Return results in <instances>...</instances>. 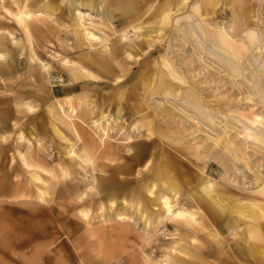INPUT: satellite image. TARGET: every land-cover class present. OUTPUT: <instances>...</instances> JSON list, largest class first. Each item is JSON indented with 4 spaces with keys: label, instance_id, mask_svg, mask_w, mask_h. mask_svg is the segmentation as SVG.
<instances>
[{
    "label": "rangeland",
    "instance_id": "rangeland-1",
    "mask_svg": "<svg viewBox=\"0 0 264 264\" xmlns=\"http://www.w3.org/2000/svg\"><path fill=\"white\" fill-rule=\"evenodd\" d=\"M51 1L62 10L32 16L35 58L30 59L23 31L6 12H15L14 0H0V51L5 53L0 60V264H256L235 249L228 214L214 220L197 203L223 237L225 251L195 227L166 219L157 224L151 219L147 225L137 210L144 186L153 185L158 196L170 195V181L177 203L189 205L200 171L222 185L219 199L230 210L237 211L238 203L264 204V194L256 192H264V145L255 143L242 125L243 113H261L263 104L254 96L246 101L247 82L227 72L216 52L224 47L212 33L214 24L223 21L236 25L228 29L233 34L242 13L233 21L220 0L204 29L195 25L198 30L181 36L178 29L184 32L190 22H199L191 8L194 0H188L182 9H173L175 15L159 34H152L160 40L147 46L136 39L139 32L131 24L142 30L156 25L145 8L151 4L153 11L160 0H143L142 16L125 17L110 15L111 6L101 0ZM212 1L195 0V8ZM252 3L257 15L260 2ZM69 6L83 12L88 30L108 36L106 50L100 40L88 41L78 33L77 15ZM258 16L264 26V14ZM121 34L125 38L118 41ZM208 41L215 45L210 48ZM256 45L243 55L261 59L264 66V50ZM103 57L105 64L100 63ZM63 59L84 72L71 75ZM200 107L214 115L211 123L195 116ZM70 146L73 157L64 153ZM240 223L235 230L241 234L245 224ZM179 246L185 247L184 254L172 251ZM195 250L209 262L195 257Z\"/></svg>",
    "mask_w": 264,
    "mask_h": 264
},
{
    "label": "bare ground",
    "instance_id": "bare-ground-1",
    "mask_svg": "<svg viewBox=\"0 0 264 264\" xmlns=\"http://www.w3.org/2000/svg\"><path fill=\"white\" fill-rule=\"evenodd\" d=\"M1 1H3V0H1ZM59 1L63 2L64 0H58V2ZM81 1H83V0H81ZM94 1H96V0H94ZM101 1L107 3V4H109V6H111L112 10L110 8H109L110 11L107 10L110 13V15L111 14L112 15L117 14V12L118 13L120 12L121 15L123 17H125V16H130L132 14L142 13L139 9V5L141 4V1H143V0H101ZM154 1L155 0H149L147 2L151 3ZM219 1L220 0H215V1H212L209 3H205V5H203V6L198 5L195 8V0H194L193 3L191 4V8L194 12L196 11V13L198 14V16H199L198 21L199 22L197 23V21H196V24L193 23L195 20L193 22H190V24H189L190 27H186L188 29L184 32L181 31V28L178 29L179 34L181 36H183L184 33H186V32L187 33H189V31L195 32V29L198 30L197 26L200 29H202L203 23L205 22V25H206V21L210 20L211 16L215 15L216 5ZM257 1L260 2L261 7H260V10L258 8V10L255 11V12H258V14L255 15L253 13L254 9H252V7H253V3L251 4L252 0H224L223 4H224V6H227L226 10L230 13V15H232L233 21H235L238 18V17L236 18V15L238 12H240L239 14L242 13L243 15L241 14L239 21H238V19L236 20L238 27H237V29L232 30V31H234L233 34H231L228 29L229 28L231 29V28L235 27L236 25L232 26L231 22L227 23V22H223V21L219 22L218 24H214L213 29H212V31L214 30V32H212V33H214V38L217 41L216 43L218 45L221 44V46L224 47V49H222L223 52L222 51L219 52L218 50L217 51L215 50V51L217 52V55L219 56L218 57L219 60L222 63L226 64L225 67L228 69L227 72L229 71L231 73L230 74L231 76H233V75L234 76H240V79L238 82H240L241 84H243L242 80H246L247 85H245V86H247V89L249 92V95H247L245 97L246 101H250L253 96L256 97L259 100L258 102H261L263 104V106H262V110H263V107H264V79L261 81L262 83L260 82V80L262 78L261 76L263 75L264 66L261 65L262 64L261 59H260V62H261V64H260V62H258L259 60H254L253 58H251L252 55L251 56L250 55H245V56L243 55L244 51H246V49L248 50L249 45L257 44L256 47H258L260 50H264V46H263V43H264V26L260 25L259 16H258L260 14H264V0H257ZM83 2H79V4H82ZM144 2H146V1H144ZM159 2H161V4H159L153 11H150L151 4L150 5L148 4L145 8V13L149 12L151 14V17L156 18V20L154 21V24L156 23V25H153V26L150 25L148 27L146 26L144 28V30H142L141 29L142 25H137L134 22H132V24H131L134 31L139 32V33H137V35H135V37H137L136 39L141 37L144 40V43H147V46H150L153 41H156L157 37H155V36L157 34H159V32H161V30H163V28H165L169 24V21H170L169 19L171 18V14L175 15L174 13H172L173 9L176 8L175 10H179V9H182V6H186L187 4H189L188 0H160ZM236 2H237V4H236ZM89 3H91V2L89 1ZM193 4H194V6H193ZM237 5H240V7L238 6L239 9H238V7H236ZM14 6H16L15 12H10L9 10H6V12L9 16H11L13 18L15 23L23 31L25 38H26L27 45H28V51H29L28 56L30 59H34L35 54H34L33 49H32L34 42L32 40V32H31L32 27H31V23H30L32 16H38V15L42 14L43 12L55 13L57 10L59 11L61 8H60V6L55 5L53 3V1H51V0H14ZM171 6H173V7H171ZM69 7H70L69 12H72L74 10L75 14L77 15V18L75 19V25L78 29V33L84 35V37L88 41L100 40V43H102L103 48L106 50V48H107L106 41L108 40V36L105 35L104 38H101L97 34L88 30V27L86 26L85 23H83V20H82L83 12H81L75 6L72 8H71V6H69ZM101 9H102V7H101ZM104 10H106V9H104ZM143 15H144V13H143ZM139 16H142V14H139ZM207 16H210V17H207ZM139 18H141V17H139ZM103 22L101 21L100 25L103 28H107V25L104 24ZM149 22H150V20H149ZM236 22H235V24H236ZM208 23H210V22H208ZM211 23L213 25V22H211ZM214 23H216V22H214ZM195 25H197V26H195ZM260 26H261V29H260ZM103 28H101V29H103ZM200 29H199V31L202 32V30H200ZM204 31L206 32V29ZM208 31H210V30H208ZM2 32H3V30H2ZM236 32H237V34L235 35ZM238 32H240V34ZM202 33H204V32H202ZM152 34H155V36ZM208 34L211 35L209 32H208ZM208 34H207V36H208ZM211 37H212V35L210 36V38ZM124 38H125L124 34L123 35L121 34L118 36V41H121ZM210 38H209V40H210ZM2 40H3V38H2ZM2 40H0V41L3 42ZM157 40H160V39H157ZM204 40H205V38H204ZM236 40H239V41H236ZM6 42H7V39H6ZM209 42L210 41H208V43ZM10 43H11V41H10ZM113 43H114V41H113ZM198 43H199L198 44L199 46L204 45V44H202L201 41H199ZM210 44L211 43L208 44V46L210 48L213 45H215V44H213L212 46H210ZM12 45H14V44H12ZM203 48H205V47L203 46ZM12 49H13V47H12ZM211 50H214V48ZM213 52L214 51H212L211 54H213ZM249 53H251V51ZM6 56H8V55H6ZM263 56H262V58H263ZM4 58H5V53L3 51H0V60L3 61ZM106 59H107L106 57L101 58L100 63L105 64ZM62 63L66 66L69 65L68 70H69V73L71 75H76L77 73L84 72L81 69V67L75 66L71 63H68V61H66L65 59L62 60ZM40 68H42V70H44V71H48L47 64L44 62L40 63ZM160 75H161V73H160ZM160 78H162V77L159 76V80H160ZM162 79H164V78H162ZM167 82H169V81L167 80ZM161 83H162V80H160L158 82V84H161ZM162 87H163V85H162ZM172 89H173L172 91H176L174 86H172ZM169 91H166V93ZM177 93H178V91H177ZM202 100H204V99H202ZM189 103H191V102H189ZM190 105H193V104H190ZM198 106L199 105H197L196 108H199ZM193 107H192V109H193ZM206 110L201 109V107H200V109H196L195 116L198 114V115L203 117L202 118L203 121L206 119L205 120L206 122H207V120H209L211 123V120L214 117V115H212L213 116L212 117L210 115L211 112L209 114L208 111H206ZM262 110H261V113H259V112L256 113V111L254 110L255 112L251 113L249 116H245L244 113L242 115V113H241L242 116L246 117L245 118L246 122H243V124H242L241 119L233 118L234 120L238 119L241 121V124L243 125V129L246 130V133L248 135L252 136L255 139L254 140L255 143H258L259 145L260 144L264 145V112H262ZM238 115H240V114H238ZM238 115H237V117H238ZM200 116H198V118H200ZM242 120H244V119H242ZM213 122H212V124H213ZM225 124H226V121H225ZM104 132H105V129H103V133ZM224 133H225V131L223 130V134ZM215 141H217V140H215ZM94 142L95 141H93V143ZM89 146H90V144H89ZM85 149H86V147H85ZM91 149H94V148H91ZM85 151L87 152V150H85ZM64 153L69 155V156H72V157L75 156V154H76L71 146L68 148H65ZM90 154L91 153H89V156H91ZM109 157L107 158L108 160H109ZM110 160H111V158H110ZM22 163L25 166L30 165L24 157L22 158ZM201 172L202 171H200L197 174V184L195 186V190L192 189V195L188 200L189 205H186V206H184L183 204H187V203H183L182 205H180V203L179 204L177 203V201H176L177 195L175 194L176 186H175L174 182H172V181H170L169 183H166L169 190L171 192H173L170 195H169V193H161L158 196L155 189H153V185L144 186L142 188V191L140 192V195H141L140 201H138V204H137L138 205L137 210H138V214H139L140 218H142L144 220L145 224H147V225L150 224L151 219L153 220L154 224L160 223L166 219V220H169L170 222H172L174 224H179L181 226L187 225L188 227L189 226L195 227L196 230L202 231L205 234V236L209 242H211L212 244L217 246L219 249L226 251L227 247H226V244L224 243L223 237L217 231V229L214 226H212V224H210V222L209 223L206 222L207 221V220H205V218H207L206 215L202 211H200V208L197 205V203L204 204L203 206L206 210V213L209 215L208 216L209 218H212L214 220L221 219L224 214H228L231 217V218H229V221L228 222L226 221V222H227V226H229L233 229V235H234L235 244H236L235 249L237 250V252L238 251L244 252L245 253L244 257L245 256L250 257V258L252 257L253 260H255L256 264H264V246L261 244L264 242V204L248 202V203H243L244 206L240 207L239 206L240 204L238 203L237 211L230 210L229 209L230 206L227 205L226 203H222L221 199H219V198H221L219 194L224 193V188H222V185H220L216 182H212L210 178L203 176L201 174ZM38 192L41 193L42 191L40 190ZM256 192L259 194L260 193L264 194L263 190H257ZM123 203H125V200L121 201V204H123ZM111 205L114 206L113 201L111 202ZM146 206H149L151 209L146 207ZM130 208H131V206H130ZM197 215H200L201 218H197ZM123 218L124 217H122V215H118L119 220H121ZM226 222H225V224H226ZM239 222H242L240 224H245L244 225V232L241 234L236 232L237 229L235 230V227L238 225ZM240 229H241V227H240ZM123 231H125V230H122L121 232H123ZM227 231H228V229H227ZM122 234H125V233H122ZM192 239L194 240V238H192ZM197 241H198V239H196V237H195V242H197ZM201 242H202V240H201ZM184 248L185 247L182 248V246H179V248L174 247V248H172V251L173 252L177 251L179 253L184 254L185 253ZM200 251L195 250V257H198L204 263H208L209 261L207 260L206 257L202 256V253ZM231 254H229V255H231ZM225 255L226 254L224 253L223 256H225ZM233 255H232V257H233ZM220 258L221 257H219L218 259H220ZM230 259H231V257H230ZM230 259H229V261L231 262ZM236 259H233V261H236ZM226 260H228V259H226ZM244 260H245V258H244Z\"/></svg>",
    "mask_w": 264,
    "mask_h": 264
}]
</instances>
